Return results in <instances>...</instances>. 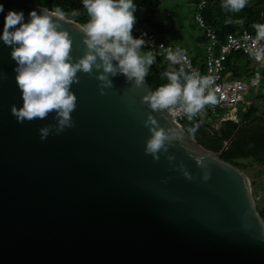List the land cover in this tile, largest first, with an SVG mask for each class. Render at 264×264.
<instances>
[{
	"label": "water",
	"instance_id": "obj_1",
	"mask_svg": "<svg viewBox=\"0 0 264 264\" xmlns=\"http://www.w3.org/2000/svg\"><path fill=\"white\" fill-rule=\"evenodd\" d=\"M0 3L26 20L44 8ZM3 23L0 13V30ZM60 23L75 61L86 49L80 24ZM10 53L0 41V264H264V222L250 179L221 158L236 131L219 152L208 150L166 109H151L146 80L136 86L109 74L104 87L102 69H93L78 71L71 84L74 125L41 140L38 129L54 124L53 114L23 122L12 114L22 97ZM149 115L156 123L147 127ZM159 127L182 132L183 141L153 159L144 148Z\"/></svg>",
	"mask_w": 264,
	"mask_h": 264
},
{
	"label": "clouds",
	"instance_id": "obj_2",
	"mask_svg": "<svg viewBox=\"0 0 264 264\" xmlns=\"http://www.w3.org/2000/svg\"><path fill=\"white\" fill-rule=\"evenodd\" d=\"M248 4V0H222L221 7L232 13L240 12ZM88 19L79 25L86 45L85 54L73 61L71 56V38L68 31L61 27V20H67V14L61 7L54 9H32L25 19L23 10L8 9L0 3V13L4 14L3 28L0 30V41L11 46V57L16 62L14 67L15 80L22 103L19 107L13 104L11 112L18 122L24 120L44 119L53 114L54 124H45L38 131L43 140L55 130L56 134L66 127H72L74 121L71 113L76 107V96L71 90V84L78 81L77 72L91 74L93 69L100 70L97 79L104 87L111 86L109 74L115 76L122 73L136 86H141L155 62L153 51H143V46L152 44L147 32L139 36L132 33L137 17L134 15L137 4L134 0H82ZM72 16L78 15L73 10ZM231 17L225 23H232ZM241 23L242 21H235ZM254 37H247L251 43L245 51L255 60L264 64V22L253 23ZM160 47H164L160 43ZM166 59L171 66L162 73L167 83L158 86L144 96L153 110H172L173 116H181L192 121L201 113L206 105L218 103L213 89V79L191 71L190 61L180 50H166ZM115 61V63H113ZM189 69L186 71L185 69ZM6 74L0 72V79ZM103 92V87L101 88ZM156 121L149 115L144 124L149 127ZM199 124L187 128L194 135ZM151 135L146 139L144 151L150 153L153 159H159V154L167 152L173 140L183 141L182 132L176 129L165 130L163 127L150 128ZM169 161L173 155L167 156ZM197 163L203 157L196 156ZM179 168L186 178L190 173L183 164ZM204 179H208L207 173Z\"/></svg>",
	"mask_w": 264,
	"mask_h": 264
},
{
	"label": "trees",
	"instance_id": "obj_3",
	"mask_svg": "<svg viewBox=\"0 0 264 264\" xmlns=\"http://www.w3.org/2000/svg\"><path fill=\"white\" fill-rule=\"evenodd\" d=\"M49 10L59 6L67 14L68 19H72L79 24L85 23L88 19L86 10L82 5V0H27ZM137 4V9L134 15L137 17L136 21L144 26L151 28L156 32L160 38L167 41H172L176 46L179 40L171 39L169 34V27H167V17L165 14L158 13L163 7L164 0H134ZM186 2V3H185ZM199 0H184L180 7L173 5L168 7L172 14L183 13V19L186 21L185 25L192 26L196 24L201 33L194 35L195 48L189 49L187 46H180L182 50L188 53L190 60L193 64L198 65L200 72L203 71V58L204 48L201 49L199 44H206L207 39L203 34V30L197 25L193 16L187 17V12L197 9ZM222 0H206V4L201 9V15L205 21V24L215 30L219 39H223L227 33L240 32L243 29H247L251 32H255L252 28L253 23L264 22V0H248V4L240 12L232 13L225 11L222 7ZM78 12V15L72 16V11ZM185 10V12H184ZM169 15V14H168ZM231 17L232 23H225L227 18ZM192 20V21H191ZM194 20V21H193ZM235 21H242L236 23ZM183 22V21H182ZM246 60L242 66L241 61ZM225 68L233 76H248L254 69H258L261 72V83L255 92L254 102L245 105V110L239 116L235 118H225L221 120L220 126L217 129H208L209 124L202 120L203 113L193 118L192 121L184 118L181 120V127L187 132V128L193 126V124H199V127L194 135L188 134L193 137L199 144L208 150L219 152L227 140L236 131L235 135L231 139L223 151L222 159L237 166L236 160L243 158H250L255 162H264V64L251 59L240 52L230 54L225 60ZM171 65L165 63H159L157 57L155 62L151 65L145 80L151 90H155L158 86L167 83L166 77H162V73L169 69ZM180 65L171 67L179 68ZM259 101L263 103V108L257 105ZM222 110L219 111V113ZM208 115H213L206 113ZM215 116V115H213ZM251 176V175H250ZM251 187L255 188V182L251 178ZM257 210L261 217H264V208L258 207Z\"/></svg>",
	"mask_w": 264,
	"mask_h": 264
},
{
	"label": "built area",
	"instance_id": "obj_4",
	"mask_svg": "<svg viewBox=\"0 0 264 264\" xmlns=\"http://www.w3.org/2000/svg\"><path fill=\"white\" fill-rule=\"evenodd\" d=\"M206 4V0H199L197 4V9L194 11V19L197 25L203 30L207 42L204 46V58H203V71L200 72L198 65L193 64L187 52L181 49L180 46H176L172 41H167L159 37V35L154 32L151 28L144 26L139 22H135L132 33L134 36H139L141 32H147L148 36L144 39L152 41V44L146 43L143 46V51L151 50L155 54V57L162 59L165 63L170 64L166 59V50H171L175 52L177 49L180 53L190 61L191 71H197L201 75H207L212 77L213 89L218 88L215 94L217 96L218 103L215 105H206L203 110L206 112L218 115V112L222 110L228 111L231 118H235V108L239 103L244 100V94L249 88L257 89L261 83L262 75L258 69H254L248 76H233L227 72L225 68V60L227 57L235 52H240L251 59H254L245 51L246 46H248L251 41L246 39L247 37H254L255 32H251L247 29H243L236 33H227L225 37L221 40L218 38L215 30L208 27L201 15V9ZM160 43H163L164 47H160ZM255 60V59H254ZM189 71V69H185ZM178 106H173L172 110H168L167 114L169 118L179 125H181V120H183V115L173 116L172 111H176ZM202 110V111H203ZM199 113L194 118L200 116ZM225 118V117H224Z\"/></svg>",
	"mask_w": 264,
	"mask_h": 264
},
{
	"label": "rangeland",
	"instance_id": "obj_5",
	"mask_svg": "<svg viewBox=\"0 0 264 264\" xmlns=\"http://www.w3.org/2000/svg\"><path fill=\"white\" fill-rule=\"evenodd\" d=\"M164 1L165 2L163 4V7H160V9H158V10H161L158 13L159 14L162 13V14H165L167 17H170V19L167 20V25H166L167 27H169L168 35L171 34L170 35L171 39L174 41L175 39H177L185 43L186 46L189 47V49L195 48L194 35L201 33V30L198 29L196 24H193L192 26L190 25L186 26L185 25L186 21L183 19V13L178 12V14H172L169 11V9H167L168 7H172L173 5H175L176 7H180L184 3V0H164ZM183 6L185 5L183 4ZM193 10L194 9L192 6L191 10L187 12V17L193 16V12H194ZM197 47H200L201 49H203L204 44H199V46ZM157 59L159 60V63L163 62L162 59H159V58ZM245 62L246 60L241 61L242 66L245 64ZM257 89L249 88L248 91H246V93L244 94L243 102L239 103L234 110L235 115L239 116L241 113H243V110H245L246 104L254 102L253 101L254 95ZM256 102L260 108H263V103L259 101H256ZM202 113H203L202 120L206 121L209 124L207 130L212 129V128L217 129L220 126L221 120L228 118V117L231 118L228 114V111H224L220 113L218 112V115H215V116L213 115L210 116L206 114L207 113L206 110H203ZM236 163H237V166L232 163L231 164L240 168L242 171H244L247 174L250 180L252 178L253 181L255 182L256 187L252 188V196L255 201L256 207L258 206V207L264 208V162L259 163V162H255L251 160L250 158H243V159L236 160ZM262 220L264 222V217L262 218Z\"/></svg>",
	"mask_w": 264,
	"mask_h": 264
},
{
	"label": "crops",
	"instance_id": "obj_6",
	"mask_svg": "<svg viewBox=\"0 0 264 264\" xmlns=\"http://www.w3.org/2000/svg\"><path fill=\"white\" fill-rule=\"evenodd\" d=\"M178 46H182V47H184V46H186V44L183 43V42H181V41L179 40Z\"/></svg>",
	"mask_w": 264,
	"mask_h": 264
},
{
	"label": "bare ground",
	"instance_id": "obj_7",
	"mask_svg": "<svg viewBox=\"0 0 264 264\" xmlns=\"http://www.w3.org/2000/svg\"><path fill=\"white\" fill-rule=\"evenodd\" d=\"M215 158V157H214Z\"/></svg>",
	"mask_w": 264,
	"mask_h": 264
}]
</instances>
